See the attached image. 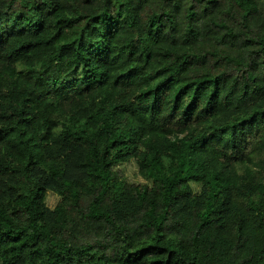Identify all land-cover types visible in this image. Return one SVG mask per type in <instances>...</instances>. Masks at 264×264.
I'll list each match as a JSON object with an SVG mask.
<instances>
[{"label":"trees","instance_id":"trees-1","mask_svg":"<svg viewBox=\"0 0 264 264\" xmlns=\"http://www.w3.org/2000/svg\"><path fill=\"white\" fill-rule=\"evenodd\" d=\"M0 264H264V0H0Z\"/></svg>","mask_w":264,"mask_h":264},{"label":"rangeland","instance_id":"rangeland-1","mask_svg":"<svg viewBox=\"0 0 264 264\" xmlns=\"http://www.w3.org/2000/svg\"><path fill=\"white\" fill-rule=\"evenodd\" d=\"M124 172L126 177L129 179L131 182H136V183H147V181L139 174L137 165L135 161H129L124 165ZM59 201V197L52 193L48 192L46 196V203L49 207L53 208Z\"/></svg>","mask_w":264,"mask_h":264}]
</instances>
